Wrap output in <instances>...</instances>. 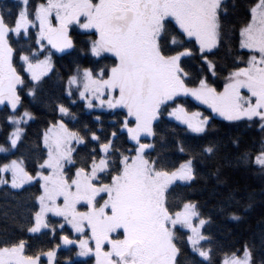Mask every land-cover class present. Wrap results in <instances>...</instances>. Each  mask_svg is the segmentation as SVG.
Here are the masks:
<instances>
[{"label":"snow or ice","instance_id":"snow-or-ice-1","mask_svg":"<svg viewBox=\"0 0 264 264\" xmlns=\"http://www.w3.org/2000/svg\"><path fill=\"white\" fill-rule=\"evenodd\" d=\"M12 3L15 12L0 0V111L6 132L0 153L14 155L37 119L25 98L43 99L55 72L53 57L76 54L67 72L57 73L60 95L43 99L52 118L41 134L36 167L29 170L24 155L0 163V186L39 185L36 210L23 226L27 233L47 230L55 238L59 229L64 245L78 246V254L94 256L95 264H182L184 243L200 258L188 264H215L212 237L203 231L211 217L198 202L171 197L178 182L190 186L199 176L189 136L204 140L199 155L216 162L212 175L227 189L218 211L230 219H242L230 211L242 199L221 179L223 169H255L264 179V136L258 147L243 150L238 137L230 138L234 157L221 155L227 145L210 136L216 118L230 126H257L264 134V0ZM241 8L237 28L227 20ZM188 98L205 111L190 110ZM78 102L89 115L99 109L116 119L109 129L99 115L93 118L99 127L81 123L72 110ZM173 122L184 132L181 137L171 129L176 149L189 156L178 167H169L157 151L165 141L161 125ZM254 196L247 194L245 212ZM49 214L62 222L53 223ZM66 226L77 239L66 234ZM181 230L186 241L178 236ZM0 244V264H42V256L55 264L61 246L29 255L24 239ZM219 264H264V228L259 257L255 244L245 240L224 252Z\"/></svg>","mask_w":264,"mask_h":264},{"label":"trees","instance_id":"trees-1","mask_svg":"<svg viewBox=\"0 0 264 264\" xmlns=\"http://www.w3.org/2000/svg\"><path fill=\"white\" fill-rule=\"evenodd\" d=\"M6 2L12 4L13 12H15L16 5L12 3V0H6ZM237 2L241 5H247L251 0H237ZM243 18V8H241L235 14L230 15L227 22L238 28ZM79 39L83 40L85 37L80 36ZM75 55V53L71 56L56 54L53 57L55 72L50 74L51 79L44 86V92L41 94L43 99L49 96L60 95L57 87V73L61 75L66 73ZM102 63L110 64L111 60H104ZM43 99L40 101H32L30 97L25 98V105L32 108L37 119L27 128L24 141L20 145L19 150L15 151L14 155L0 153V163L24 155L29 170H33L36 167V161L41 155L39 149L43 147L41 134L47 126V122L52 118L51 109L45 105ZM65 102L67 103V100ZM187 104L192 111L198 109L205 111L204 106L199 105L198 102L191 98H188ZM72 110L77 113L81 123H89L94 128L100 126L94 123L93 118L95 116H101L105 129H109V122L116 119V117L109 116L103 111H93L89 115L84 110L83 102H78L76 105H73ZM205 114L208 113L205 112ZM4 117L5 113L0 111V144H4L6 138ZM70 126L80 127V124L70 122ZM213 127L215 131L210 136L227 145V147L222 149L221 155L235 156L236 153L231 146L230 138L238 137L241 142V150H243L244 148H251L254 145L258 147L261 137L264 136L257 126L247 127L244 124L230 126L228 122L222 121L220 118H216ZM173 128L176 129L181 137L184 136L183 128L177 127L175 122L161 125L160 131L165 136V141L163 143L158 142L157 151L161 152L169 167H178L189 156L178 152L176 149L175 137L171 132ZM8 130L10 131V129ZM204 142V140L192 139L189 136L188 144L196 150V167L199 176L190 186H185L183 183L178 182L179 186L175 189L171 199L175 200L179 197H184L194 200L199 203L201 211L206 216L211 217V223L206 225L203 231L205 235L212 237L211 246L215 249L213 256L215 264H219L224 252L239 248L245 240L255 244L257 256L259 257L261 249V229L264 228V224H261V220L264 219V195H261L262 190H264V179L255 174V169L225 167L222 171L221 179L226 177L228 188L238 189L237 199H242V204L240 206H234L230 211H235L237 215L242 216V219L239 221L232 220L228 214L220 213L218 211L219 202L227 189L224 184L217 183L215 176L212 175L216 167V162L205 160L199 155V146ZM248 193H255L254 204L251 209L245 212L243 204L248 202ZM37 195H39V185L35 182L31 185L24 186L23 189H11L10 186L0 187V242H14L17 239H24L30 245L27 250V254L29 255L40 250L47 252L49 249L55 248L56 244H61L62 242L59 239V236L62 234L59 229L57 230L55 238H53L52 234L47 230H44V234L42 235H33L27 233L25 227H23L28 224L32 213L36 210L34 197ZM49 219L57 225L62 222L59 218L50 217ZM185 232V230H181L178 236L186 241ZM66 234L73 236V232L69 226H66ZM202 244L206 247L208 246L205 242H202ZM76 254V246L60 247L56 255V264H95L93 256L78 258ZM193 259L198 260L200 258L191 251L189 245L184 243L183 256L181 257L182 264H188ZM45 261L43 259L42 263L45 264Z\"/></svg>","mask_w":264,"mask_h":264},{"label":"rangeland","instance_id":"rangeland-1","mask_svg":"<svg viewBox=\"0 0 264 264\" xmlns=\"http://www.w3.org/2000/svg\"><path fill=\"white\" fill-rule=\"evenodd\" d=\"M1 107V106H0ZM205 107V106H204ZM199 110V109H198ZM95 111H101V110H99V109H97V110H95ZM194 111H197V110H194ZM199 111H203L202 109H200ZM5 147H7L6 145H5ZM12 159H15V158H12ZM34 183V182H33ZM182 183V182H181ZM27 185V184H26ZM25 185V186H26ZM1 187V186H0ZM50 217H54V216H52L51 214H49V218ZM54 218H58V217H54ZM60 219V218H59ZM186 231V230H185ZM70 238H72L73 240H75V239H77V236H76V234L73 232V236H70ZM61 246L60 247H66V246H76V245H64L62 242H61V244H60ZM76 248H77V254H76V256L78 257V258H87V257H91L92 255H89V256H80L78 253H79V248H78V246H76ZM58 250L59 249H57L56 250V255H57V252H58ZM94 257V256H93ZM46 260L45 261V264H47V257L46 256H42L41 257V260ZM94 259H95V257H94ZM43 264V263H42ZM55 264H56V258H55Z\"/></svg>","mask_w":264,"mask_h":264},{"label":"water","instance_id":"water-1","mask_svg":"<svg viewBox=\"0 0 264 264\" xmlns=\"http://www.w3.org/2000/svg\"><path fill=\"white\" fill-rule=\"evenodd\" d=\"M57 55H63V54L57 53Z\"/></svg>","mask_w":264,"mask_h":264}]
</instances>
